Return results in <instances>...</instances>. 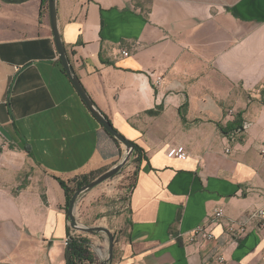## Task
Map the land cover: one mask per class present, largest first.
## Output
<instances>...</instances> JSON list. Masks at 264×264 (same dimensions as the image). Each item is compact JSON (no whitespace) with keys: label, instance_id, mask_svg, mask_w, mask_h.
Listing matches in <instances>:
<instances>
[{"label":"crops","instance_id":"0c3cea01","mask_svg":"<svg viewBox=\"0 0 264 264\" xmlns=\"http://www.w3.org/2000/svg\"><path fill=\"white\" fill-rule=\"evenodd\" d=\"M18 1L0 0V126L11 137L0 133V264H66L57 180L70 187L78 176L105 173L125 149L70 83L48 14L39 17L41 0ZM56 7L87 96L142 150L118 222L108 227L110 264H264V230L247 220L264 210V0H56ZM157 107L158 115L145 113ZM238 115L236 135L221 134ZM174 147L185 160L167 157ZM101 192L79 196L82 226L96 225ZM200 226L214 239L190 242ZM82 236L105 255L106 237Z\"/></svg>","mask_w":264,"mask_h":264},{"label":"water","instance_id":"95a60500","mask_svg":"<svg viewBox=\"0 0 264 264\" xmlns=\"http://www.w3.org/2000/svg\"><path fill=\"white\" fill-rule=\"evenodd\" d=\"M6 1L7 3H18V0H2ZM47 6H48V18L51 26V33L54 41V47L56 50V53L59 58V62L65 71L66 75L69 77V81L78 93L77 95L80 97L82 102L85 104L86 108L89 110V112L96 118V120L100 123L102 126V129L112 138L116 139L120 145H122L125 149V155L123 160L120 161V163L105 173H103L101 176H97L94 180L89 182L84 187H80L77 191H75L70 200H69V206L66 210V217H67V226L69 227L71 231V236L74 232H81V233H87V234H104L107 238V250L103 257L100 256L99 251L96 249L98 255L100 256V264H110L111 259L113 257L114 253V236L113 233L105 227H98V226H92V227H85L82 226L81 223L78 221V219L75 216V208L77 205V200L81 194L90 192L92 189L96 188L98 185H101L103 182L109 180L113 176L118 175L123 167L125 166L127 160L132 156L133 150L135 147V143L132 141L126 139L123 135L117 132L115 127L112 125V123L101 114L100 110L95 106L93 101L87 96L84 87L81 85L80 81L78 80V76L75 74L72 66L70 65V59L68 58L67 51L65 49V45L62 42L59 28L57 24V7H56V0H47ZM0 133L3 135L4 138L11 141V137L9 134L3 129L2 126H0ZM72 238H68L66 240V251H68V244ZM67 262V260H66Z\"/></svg>","mask_w":264,"mask_h":264},{"label":"trees","instance_id":"16d2710c","mask_svg":"<svg viewBox=\"0 0 264 264\" xmlns=\"http://www.w3.org/2000/svg\"><path fill=\"white\" fill-rule=\"evenodd\" d=\"M47 0H41L40 4V12L39 17H42L43 8L46 6ZM48 9V6H47ZM49 13V12H48ZM47 13V14H48ZM80 43V42H79ZM261 100H259L260 103L264 105V88L260 91ZM161 107H157L155 110H148L145 113L147 115L156 116L160 113ZM241 118L238 115L236 121L232 125H228L226 127H219L220 133L223 135H230L234 136L236 135L237 131L241 128ZM116 144H119L116 139L112 138ZM133 154L136 157L135 162L141 161L142 158V150L139 149L136 145L133 150ZM104 173V171L101 172H94L90 175L86 176H78L73 179L72 185H74V188L72 185L69 187L65 182L61 180H57L61 188L64 190L65 199H66V206L64 207L65 211L67 210V207L69 206V200L72 196V194L77 191L80 187H84L89 182L94 180L97 176H101ZM68 231V237L72 238L70 243L68 244V251H67V263L66 264H98L96 260V253L90 246L89 239L86 237L81 236L80 234H76L74 236H71V231L69 227L67 226Z\"/></svg>","mask_w":264,"mask_h":264},{"label":"rangeland","instance_id":"374dc122","mask_svg":"<svg viewBox=\"0 0 264 264\" xmlns=\"http://www.w3.org/2000/svg\"><path fill=\"white\" fill-rule=\"evenodd\" d=\"M29 2H31V0ZM45 13L46 14L48 13L47 4L43 8L42 16ZM250 95H252V93H250ZM250 98L251 97H249V101L252 100ZM135 161H137L136 157L131 156L129 160H127L125 166L123 167V169L118 175L113 176L109 180L97 186V188L102 190L101 197L103 199L102 203H103L104 208L102 212L98 213L95 216V219L97 220V223L95 226L111 228L113 225L117 224L119 216H120V209L122 208V204L125 202L127 198L126 194L129 193L130 188L133 183V179L135 177V168L137 165ZM72 187L74 188V185H72ZM108 206L109 207L112 206V208L109 210H106ZM76 234H80L82 236L83 233L77 232ZM100 235H103L104 237H106L104 234H100ZM94 252L96 253L95 258L97 260V263L100 264V258H99L100 256L98 255L97 251H94Z\"/></svg>","mask_w":264,"mask_h":264},{"label":"built area","instance_id":"2783aa9c","mask_svg":"<svg viewBox=\"0 0 264 264\" xmlns=\"http://www.w3.org/2000/svg\"><path fill=\"white\" fill-rule=\"evenodd\" d=\"M122 55L127 56L128 53L123 51ZM166 155L168 158H176V159H180V161L186 159V153L181 147H174V148L169 149ZM214 216L216 218H221L223 216V211L216 210V212H214ZM247 220L248 221L256 220L258 222L259 228L264 230V210L257 209V210L252 211L251 213L248 214ZM239 230L240 232L244 233L243 225L239 228ZM74 235H76L75 232L72 234V236ZM213 239H214V235L211 232L206 231L204 226H200L192 230L189 236L190 242H196L198 240H210L211 241ZM93 250L96 251L94 247H93ZM223 260H224L223 258H219L218 263L220 264L223 263Z\"/></svg>","mask_w":264,"mask_h":264}]
</instances>
